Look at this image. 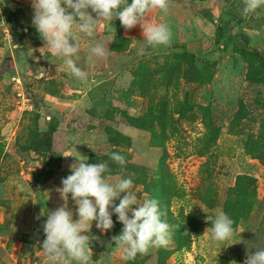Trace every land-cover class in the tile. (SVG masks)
<instances>
[{"label": "rangeland", "instance_id": "1", "mask_svg": "<svg viewBox=\"0 0 264 264\" xmlns=\"http://www.w3.org/2000/svg\"><path fill=\"white\" fill-rule=\"evenodd\" d=\"M252 52L264 0H0V264H264Z\"/></svg>", "mask_w": 264, "mask_h": 264}, {"label": "trees", "instance_id": "2", "mask_svg": "<svg viewBox=\"0 0 264 264\" xmlns=\"http://www.w3.org/2000/svg\"><path fill=\"white\" fill-rule=\"evenodd\" d=\"M19 40L20 39H17L16 42L18 43ZM252 55L257 59L260 68L264 70V57L257 52H252ZM256 154L257 157L264 160V155L261 151ZM225 194L226 199L223 202V212L226 224L231 230L237 225V222L244 216V214L251 210L253 203L256 200L255 179L247 175H238L235 179L234 185L228 189ZM170 217L173 218L171 214ZM169 224L172 226L171 231L174 232L176 247L181 248L186 246L188 244L187 238L189 237L188 228L191 224L190 220H187L186 223L184 220L180 222L177 220L172 221L171 219Z\"/></svg>", "mask_w": 264, "mask_h": 264}]
</instances>
